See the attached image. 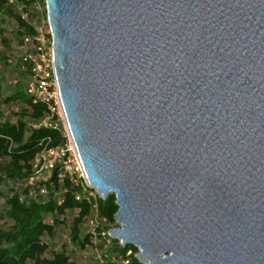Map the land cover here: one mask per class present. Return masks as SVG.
<instances>
[{"label": "water", "instance_id": "water-1", "mask_svg": "<svg viewBox=\"0 0 264 264\" xmlns=\"http://www.w3.org/2000/svg\"><path fill=\"white\" fill-rule=\"evenodd\" d=\"M68 132L142 264H264V0H45Z\"/></svg>", "mask_w": 264, "mask_h": 264}, {"label": "trees", "instance_id": "trees-1", "mask_svg": "<svg viewBox=\"0 0 264 264\" xmlns=\"http://www.w3.org/2000/svg\"><path fill=\"white\" fill-rule=\"evenodd\" d=\"M36 1L0 0L2 19L16 24L18 44L26 34L34 32L22 13L33 16ZM4 34L6 31L0 28V35ZM0 65L5 66H0V196L5 200V216L10 221L7 227L0 225V264H83L66 250H51L45 237L53 236L65 216L76 212L71 222V240L83 252L88 250L94 242L91 234L82 230L84 221L92 217L96 204L99 218H106L112 228L118 211L116 198L111 195L104 200L89 196L88 191L72 178H59L58 168L45 184L46 194L40 193L43 184L29 183L35 156L45 148L63 145L65 131L62 127L45 126L49 108L45 102L35 101L28 94V72L21 71L18 66L5 65L1 54ZM5 103L19 104L20 112L13 118L4 116L2 107ZM97 230L96 234L100 235L101 228L97 227ZM95 247L101 258L94 257L88 264H142L134 246L123 247L114 240L106 244L99 237Z\"/></svg>", "mask_w": 264, "mask_h": 264}, {"label": "built area", "instance_id": "built-area-1", "mask_svg": "<svg viewBox=\"0 0 264 264\" xmlns=\"http://www.w3.org/2000/svg\"><path fill=\"white\" fill-rule=\"evenodd\" d=\"M22 17L34 29V32L23 37L14 54L9 57L8 62L12 66H18L21 71L28 72V94L34 97L35 101H43L47 104L49 114L45 120V126L62 127L66 137L63 145L45 148L35 156L33 175L29 183L31 185L43 184L40 193L46 194L45 184L52 178L54 171L58 168L59 178L65 176L72 178L77 184H81L85 191H88L89 196L96 198L99 194L96 190L90 189L78 150L66 126L55 72L54 39L47 16L46 2L44 1V4H42L40 0L36 1L33 7V16L26 12L22 13ZM80 198L79 195L78 199ZM85 222L97 223L95 229L88 232L92 238L102 237L106 244L113 241L109 233L117 225L114 223V226L110 228L111 226L107 223L106 218L100 219L96 204L93 207L92 217L86 219L84 224ZM97 227L101 228L100 235L96 234ZM120 245L122 244L120 243ZM95 253L94 257L100 259L101 255L98 253L97 248ZM129 254H131V251Z\"/></svg>", "mask_w": 264, "mask_h": 264}, {"label": "rangeland", "instance_id": "rangeland-1", "mask_svg": "<svg viewBox=\"0 0 264 264\" xmlns=\"http://www.w3.org/2000/svg\"><path fill=\"white\" fill-rule=\"evenodd\" d=\"M39 1V0H37ZM42 4H44L45 0H40ZM0 28L6 31L7 34L0 35V54L3 58V63L9 64V56L12 55L14 51H16L18 45V36L16 35V24L12 20H7L6 18L2 19L0 14ZM6 38V41L4 40ZM4 68V65H0ZM10 87V86H8ZM2 113L6 117L13 118L16 113L20 112V105L17 103L13 104H3ZM5 200L2 196H0V225L7 227L10 225L9 219L5 216ZM76 212L68 213L64 222L57 227L55 234L53 236H46L45 241L50 244L51 250L61 251L66 250L68 254L71 255L72 258L80 261L83 264L91 263L94 260L96 245L99 242V238H93L94 246L91 247L89 245L88 250L82 251V249L78 248L73 244L71 240V222ZM97 223L85 222L82 227L84 233H88L89 231L95 229ZM33 264V263H31Z\"/></svg>", "mask_w": 264, "mask_h": 264}]
</instances>
